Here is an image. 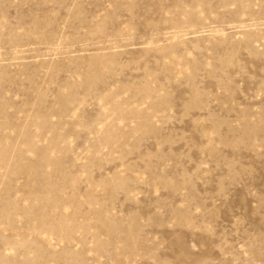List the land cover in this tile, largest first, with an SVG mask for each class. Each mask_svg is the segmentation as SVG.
I'll return each instance as SVG.
<instances>
[{
    "label": "rangeland",
    "instance_id": "obj_1",
    "mask_svg": "<svg viewBox=\"0 0 264 264\" xmlns=\"http://www.w3.org/2000/svg\"><path fill=\"white\" fill-rule=\"evenodd\" d=\"M0 264H264V0H0Z\"/></svg>",
    "mask_w": 264,
    "mask_h": 264
}]
</instances>
